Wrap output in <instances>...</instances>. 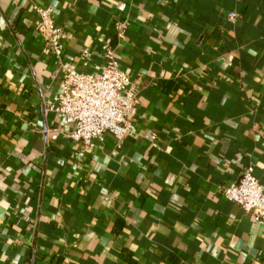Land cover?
<instances>
[{
	"label": "crops",
	"instance_id": "obj_1",
	"mask_svg": "<svg viewBox=\"0 0 264 264\" xmlns=\"http://www.w3.org/2000/svg\"><path fill=\"white\" fill-rule=\"evenodd\" d=\"M45 8L63 60L97 74L108 46L131 76L123 140L79 156L49 108ZM246 166L264 187V0H0V264H264L220 193Z\"/></svg>",
	"mask_w": 264,
	"mask_h": 264
},
{
	"label": "built area",
	"instance_id": "obj_2",
	"mask_svg": "<svg viewBox=\"0 0 264 264\" xmlns=\"http://www.w3.org/2000/svg\"><path fill=\"white\" fill-rule=\"evenodd\" d=\"M38 13L37 28L58 60L61 74L60 91L49 108L69 127L67 136L80 146L79 156L107 134L123 140L134 130L131 116L138 103L131 76L120 68L108 46L102 47L104 68L97 74L80 71L63 60V29L52 20L50 8L38 9ZM86 56L88 51L84 50ZM220 193L250 214L255 223L264 224V187L251 166L242 170L237 181L222 185Z\"/></svg>",
	"mask_w": 264,
	"mask_h": 264
}]
</instances>
